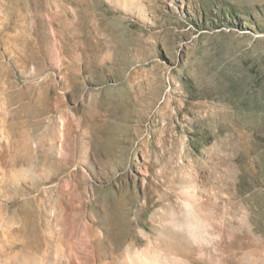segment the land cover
Instances as JSON below:
<instances>
[{"label": "rangeland", "instance_id": "1", "mask_svg": "<svg viewBox=\"0 0 264 264\" xmlns=\"http://www.w3.org/2000/svg\"><path fill=\"white\" fill-rule=\"evenodd\" d=\"M36 240L264 264V0H0V253Z\"/></svg>", "mask_w": 264, "mask_h": 264}, {"label": "bare ground", "instance_id": "2", "mask_svg": "<svg viewBox=\"0 0 264 264\" xmlns=\"http://www.w3.org/2000/svg\"><path fill=\"white\" fill-rule=\"evenodd\" d=\"M63 143V142H62ZM58 232V231H57ZM37 241L38 240H36L35 242H33V243H31V242H28V241H26L25 242V244H24V247H22V246H20V245H18V244H16V242H13L12 244H8L9 245V247H8V249L10 250V251H13L14 249H16V248H23V253L21 254V256L20 257H22V261L24 262L25 261V263L24 264H26V261L28 262L29 260H31L32 261V259L33 260H35L37 257H36V254H34L35 255V257L33 256V253H31L32 252V250L33 249H38L39 250V248H37L38 247V243H37ZM20 243V242H19ZM49 243V242H48ZM47 246V245H46ZM6 247V246H5ZM40 251V250H39ZM34 252H36L37 253V251H34ZM16 255H17V253H15ZM14 253L12 254L11 252L10 253H7V254H3V252L1 251V253H0V258L2 257V256H4V255H6V256H9V258H13L12 260L14 261V259L16 258V255H15ZM39 254V253H38ZM72 256V255H71ZM42 257V256H41ZM41 257L40 258H38V259H41ZM43 259L42 260H44V258L45 257H42ZM41 260V261H42ZM16 261H17V259H16ZM21 261V262H22ZM37 261V260H36ZM38 261H40V260H38ZM45 261V260H44ZM5 262V261H4ZM15 262V261H14ZM18 262V261H17ZM22 262V263H23ZM43 262V261H42ZM55 262V261H54ZM3 263V262H2ZM22 263H19V264H22ZM0 264H1V262H0ZM4 264V263H3ZM15 264H16V262H15Z\"/></svg>", "mask_w": 264, "mask_h": 264}]
</instances>
